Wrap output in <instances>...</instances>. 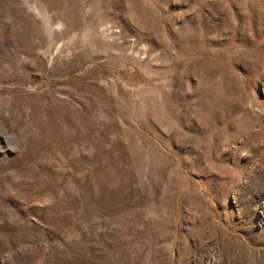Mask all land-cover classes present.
Returning <instances> with one entry per match:
<instances>
[{"label":"rangeland","instance_id":"374dc122","mask_svg":"<svg viewBox=\"0 0 264 264\" xmlns=\"http://www.w3.org/2000/svg\"><path fill=\"white\" fill-rule=\"evenodd\" d=\"M247 224L264 0H0V264H252Z\"/></svg>","mask_w":264,"mask_h":264},{"label":"bare ground","instance_id":"6f19581e","mask_svg":"<svg viewBox=\"0 0 264 264\" xmlns=\"http://www.w3.org/2000/svg\"><path fill=\"white\" fill-rule=\"evenodd\" d=\"M228 214H230V210H228ZM254 227L255 226H251L248 224L245 227L250 238L252 240H257V239L264 240V226H262V228H259L258 230H255ZM220 232H221V230H220ZM222 242H223L227 251L230 250L231 247L237 246V247H239V253L246 256L252 262V264H264V250L259 251V253H255L250 246H246V244L243 243V240H240L237 237L226 236L223 238Z\"/></svg>","mask_w":264,"mask_h":264}]
</instances>
